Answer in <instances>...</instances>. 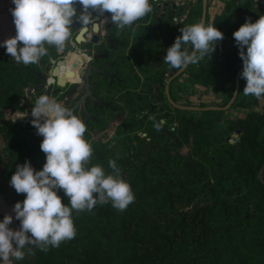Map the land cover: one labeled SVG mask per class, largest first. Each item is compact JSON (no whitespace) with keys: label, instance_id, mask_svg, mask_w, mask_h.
<instances>
[{"label":"trees","instance_id":"16d2710c","mask_svg":"<svg viewBox=\"0 0 264 264\" xmlns=\"http://www.w3.org/2000/svg\"><path fill=\"white\" fill-rule=\"evenodd\" d=\"M198 1L190 20L200 15ZM230 7L235 18L217 28L223 39L215 51L196 69L189 68L198 85L215 93L232 92L242 66L234 31L264 15L240 1H230ZM49 57L24 65L0 56V166L8 183L17 165L28 161L39 171L46 160L39 147L43 137L32 132L33 117L27 115L30 121H25L13 116L17 109L24 111L23 103L18 104L23 90L35 82L34 71H41L44 59L51 66ZM230 97L229 92L223 106ZM231 108L244 112L227 116ZM227 110L176 109L172 115L178 125L163 124V134L152 125L131 124L118 128L116 143L91 142L88 166L100 165L107 174L109 160H115L134 202L122 212L110 202L73 211V239L47 251L26 245L24 258L14 264H264V185L258 177L264 164V97L244 95L240 84ZM138 131L147 132L149 140ZM12 189L23 201L24 194ZM57 195L68 204L63 190Z\"/></svg>","mask_w":264,"mask_h":264},{"label":"clouds","instance_id":"9594fccd","mask_svg":"<svg viewBox=\"0 0 264 264\" xmlns=\"http://www.w3.org/2000/svg\"><path fill=\"white\" fill-rule=\"evenodd\" d=\"M10 9L15 35L0 42L6 54L24 65L38 63L48 54L47 46L62 51L72 37L73 21L82 26L93 24L92 12L103 16L123 31L152 11L150 0H12ZM81 6L78 13L75 4ZM91 9V11H90ZM109 20V19H104ZM181 35L167 48L164 62L172 68L196 64L215 51L223 33L213 24L198 22L179 29ZM242 60L241 77L246 80L244 95L264 97V15L255 22L245 21L233 33ZM191 46V51L182 46ZM246 48V52L245 49ZM32 126L43 139L39 145L45 154L41 170L28 161L17 165L10 186L24 194L22 202L13 206L18 230L9 227L13 216L0 221V261L22 260L26 245L41 251L71 240L76 235L73 211H91L97 204L111 203L124 211L134 202L131 185L121 177L115 160H109L111 173L100 165L88 166L93 155L91 144L84 139L86 125L73 112L48 95H40L31 109ZM42 121V122H41ZM166 122L154 123L159 132ZM57 190H63L68 204L62 203Z\"/></svg>","mask_w":264,"mask_h":264},{"label":"flooded vegetation","instance_id":"af4514ba","mask_svg":"<svg viewBox=\"0 0 264 264\" xmlns=\"http://www.w3.org/2000/svg\"><path fill=\"white\" fill-rule=\"evenodd\" d=\"M230 1H240L247 8L264 13V0H229L228 7L224 4V8L230 9ZM211 2L206 0V13ZM150 3L152 11L123 31L110 21L111 14L107 12L103 16L92 12L94 23L87 26L76 21L79 26L71 29L72 37L66 42L72 46V51H58L46 45L49 49L47 55L51 56L49 62L54 61L55 65L48 66L44 59L41 71H34L35 82L26 86L44 84V87L34 89L25 100H33L34 97L36 101L40 95L55 99L84 122V136L88 135L89 129L93 132L106 126L110 120L115 125L120 122L121 127L131 124L154 126L158 120H164L171 128L176 127L178 122L172 113L178 108L168 100L166 81L178 69L166 64L164 56L175 38L181 35L180 28L200 22L202 0L200 15L191 20L189 16L192 10L197 9L198 0H150ZM74 7L78 13L81 11L78 3ZM206 20L207 16L205 25ZM78 34L80 41H77ZM182 47L191 51L190 45ZM69 58V68L77 66L75 78L59 86L56 79L54 83H48L47 78L52 71H59L62 63L65 65V60L69 61ZM197 65L189 64L169 82L168 94L175 104L198 106V82L189 72V68L196 69ZM55 89L57 92L53 93ZM25 100L22 105L24 111L17 112L20 115L17 119L27 117L25 108L28 110L30 101ZM166 112L170 114L166 115ZM120 118L121 121H117ZM164 131L161 130V134Z\"/></svg>","mask_w":264,"mask_h":264},{"label":"rangeland","instance_id":"374dc122","mask_svg":"<svg viewBox=\"0 0 264 264\" xmlns=\"http://www.w3.org/2000/svg\"><path fill=\"white\" fill-rule=\"evenodd\" d=\"M0 6L2 7L6 6V8L1 9L2 11L9 10L8 15H5L4 13L0 14V42H2L15 35V26L13 23V17L10 12V9L14 8V4L12 3V0H0ZM0 55H8L6 54L5 48L2 46H0ZM70 62H71L70 58H69V61L68 59L65 60V68L63 71H66L69 68ZM54 65H55V62L52 61L50 67H53ZM240 84H241V88H244L246 84V80L242 78L240 81ZM229 92L231 93V91H228V93ZM227 94L215 93L211 89H206L198 85V106H206V105L223 106L222 103ZM34 104H35V100L34 99L30 100V104L27 106L28 110H26L25 108V113L27 115H31V111H29V108H32ZM18 111H19L18 109L15 111V114L13 116L14 118H18L20 116L17 113ZM243 112H244V109L231 108L230 110H227L225 114L227 116H235V115H241ZM117 121H121V118L118 119ZM112 122L114 121L110 120L109 122H106L105 125L107 126V130L105 131L103 129H97L92 132L89 129L88 136H84V139L88 141L89 143L97 141V140H103L104 142L116 143L118 139L121 137L117 132L118 128L121 127V124L120 122H118L115 125ZM148 128H150V126H148ZM138 133L141 137H146L147 139L148 137L147 132L138 131ZM16 202H22V200H19L15 196L12 187L9 185L8 182L3 180V178L1 177V166H0V221L3 220L6 214L13 216L12 223L9 225V227L13 230L19 229L18 225L15 222V214L12 211L13 206ZM14 260H15L14 258L11 259L10 264H14ZM0 264H4V262L0 261Z\"/></svg>","mask_w":264,"mask_h":264},{"label":"water","instance_id":"95a60500","mask_svg":"<svg viewBox=\"0 0 264 264\" xmlns=\"http://www.w3.org/2000/svg\"><path fill=\"white\" fill-rule=\"evenodd\" d=\"M236 1V0H234ZM91 10V9H90ZM205 17H206V0H202V12H201V19L200 22L205 24ZM79 25L76 24V20L73 21V24L71 25L72 29H76ZM80 34L77 35V41H80ZM63 52H69L72 51V46L66 44L65 48L62 50ZM62 63V61L60 62V64ZM188 66V65H187ZM186 66V67H187ZM62 67H63V63L60 66V69L58 71V69H55L54 71H52V75L55 79H56V83L57 85H62L64 82H66L67 80H73L75 78V70L77 69L76 64L73 67L68 68L66 71L62 72ZM186 67L180 68L176 71V73L174 75H172L171 77H169L166 81V92H167V97L169 102L178 109L181 110H186V111H204V110H224L226 111L227 109H229L231 107V105L234 103L238 92H239V88H240V76L241 73L243 71V67L241 66L240 69L237 71L236 76H235V81H234V86H233V91L231 93V97L229 99V101L224 105V106H218V105H206V106H186V105H178L175 104L174 102L171 101L169 94H168V84L169 82L180 72H182L183 70H185ZM38 74V72H36ZM63 74V75H62ZM44 87V84L42 85H34V86H29V87H25L24 88V94L22 96V98L19 100L18 104H22L23 100L26 98L27 95H29L34 89L36 88H42ZM57 89H55L53 91V93H56ZM77 105V104H76ZM25 121H30L29 118H26ZM42 122V121H41ZM32 124V123H31ZM32 132L34 134H37V129L34 127L32 129ZM239 133V130L236 131V134ZM238 137L235 136V139H237ZM264 170V164L262 165V167L259 170L258 173V177L261 181V183L264 185V179L262 178V171Z\"/></svg>","mask_w":264,"mask_h":264},{"label":"crops","instance_id":"0c3cea01","mask_svg":"<svg viewBox=\"0 0 264 264\" xmlns=\"http://www.w3.org/2000/svg\"><path fill=\"white\" fill-rule=\"evenodd\" d=\"M211 4L207 9V20L206 25H212L216 28L219 25H222L227 19L234 18V9L230 7V9L224 8V4L228 7L229 0H211ZM10 4V3H9ZM6 8V6H0V14L4 13L8 15L9 10L2 11L1 9ZM3 15V16H5ZM0 56H10V55H0ZM65 65H63L64 68Z\"/></svg>","mask_w":264,"mask_h":264},{"label":"built area","instance_id":"2783aa9c","mask_svg":"<svg viewBox=\"0 0 264 264\" xmlns=\"http://www.w3.org/2000/svg\"><path fill=\"white\" fill-rule=\"evenodd\" d=\"M63 67H62V71H61V73L63 72ZM54 81H55V78L53 77V76H51V75H49V77L47 78V82L48 83H54ZM33 119V118H32ZM32 121V120H31Z\"/></svg>","mask_w":264,"mask_h":264},{"label":"bare ground","instance_id":"6f19581e","mask_svg":"<svg viewBox=\"0 0 264 264\" xmlns=\"http://www.w3.org/2000/svg\"><path fill=\"white\" fill-rule=\"evenodd\" d=\"M63 75V74H62Z\"/></svg>","mask_w":264,"mask_h":264}]
</instances>
